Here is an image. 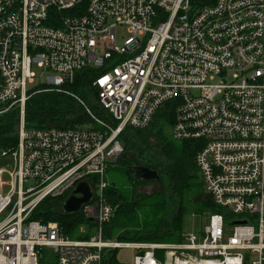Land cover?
<instances>
[{"label":"built area","instance_id":"2783aa9c","mask_svg":"<svg viewBox=\"0 0 264 264\" xmlns=\"http://www.w3.org/2000/svg\"><path fill=\"white\" fill-rule=\"evenodd\" d=\"M192 1L0 0V115L19 109L17 146L0 152V264H111L128 247L132 264H264V0ZM87 70L99 115L66 88ZM41 91L74 98L90 122L26 129L25 104ZM168 108L169 138L195 141L204 191L223 212L178 244L106 241L104 175L124 154L120 137ZM82 181L94 194L79 210L95 224L89 239L27 221Z\"/></svg>","mask_w":264,"mask_h":264},{"label":"trees","instance_id":"16d2710c","mask_svg":"<svg viewBox=\"0 0 264 264\" xmlns=\"http://www.w3.org/2000/svg\"><path fill=\"white\" fill-rule=\"evenodd\" d=\"M216 0H193L198 6L211 5ZM95 71L87 70L75 76L74 82L67 86L69 92L79 96L96 114H101L94 103L95 91L90 85ZM44 86L39 88L43 89ZM172 120V110L161 109L153 118L145 132H136L127 128L120 140L124 142V154L112 165L126 176L128 182L117 186L110 184L104 194L106 202L114 209L111 222L117 232L120 243L141 244H178L183 234L184 219L191 211L196 214L222 213L206 195L200 181L198 170L194 164L197 151L195 141L181 142L180 152L170 146L169 136L164 134ZM24 122L26 129H42L46 127L76 128L90 122L77 101L64 94L44 92L33 94L25 104ZM19 125V109L14 107L0 115V152L14 149L17 146ZM151 135L160 144V155L148 152L146 139L142 135ZM135 153L125 157V154ZM143 161L145 167L157 171L160 181L159 191L143 196L137 194L135 188L147 182L136 181L127 171L128 166ZM153 182V181H149ZM202 199L195 201V199ZM64 197L45 198L30 213L27 221L40 224L57 223L62 234L77 240H87L91 232H81V227L95 228V224L85 219L80 213L66 215L61 211ZM168 205L171 211H168ZM188 214V215H187ZM191 214V213H190ZM161 216V217H159ZM157 252H155L157 257ZM117 253V252H116ZM116 253H111L109 262L119 264ZM43 264V261L41 262Z\"/></svg>","mask_w":264,"mask_h":264},{"label":"rangeland","instance_id":"374dc122","mask_svg":"<svg viewBox=\"0 0 264 264\" xmlns=\"http://www.w3.org/2000/svg\"><path fill=\"white\" fill-rule=\"evenodd\" d=\"M118 35H120V30L118 32ZM121 36V35H120ZM120 38V37H119ZM119 42V40H118ZM33 71L34 73L36 74L37 77H40V72L38 71V69H36L35 67L33 68ZM38 80H36V83H37ZM169 133H170V128L167 127L165 130H164V134L169 136ZM145 139H146V147L148 148V152L150 153H154L155 155H160L159 153V150H160V144L156 142V140L154 139V137H151V135H148V134H145V135H142ZM121 145L124 147V142L122 140H119ZM170 146L176 151V152H180V147H181V142L179 141H175V140H172L170 139ZM135 154V153H134ZM133 153H128V154H125V157H130V156H134ZM124 157V156H123ZM6 163V160H3L0 162V167L4 166V164ZM199 175V178H200V181L202 182L201 180V177H200V174L198 173ZM104 180L107 182L108 185L110 184H114V185H117V186H121V185H125L127 184L128 180L126 178V176L122 175L118 169H117V166L116 165H110L108 167V169L106 170L105 172V175H104ZM137 194H141L143 196H150L156 192L159 191V186H158V183L157 182H147L145 184H141V185H138L136 186L135 188ZM202 199V197L200 198H196L195 201H198ZM168 211L170 210L171 211V207H169L168 205ZM191 213V214H190ZM189 213L188 216H185V218L183 217L184 219V227H183V234L187 233V232H193L194 234H196L197 236L201 235V231L203 229V227L205 226L206 222H207V218H208V215L209 213L207 211L203 212L202 214H196L194 211H191ZM161 217V216H159ZM2 218H0L1 220ZM108 228L110 229L111 231V241H117V232L115 230H113L112 226L111 225H105L103 227V233H104V229ZM81 229H83L85 232H91L92 235L94 234V230L92 229H86L85 227H81ZM107 234L109 235V232H107ZM123 250H118L117 251V255L119 254H122ZM48 251L45 250V254H47ZM164 256L165 254L161 251V252H157V258L158 260H164ZM50 263V260H46L45 264H49ZM53 263V262H52Z\"/></svg>","mask_w":264,"mask_h":264},{"label":"water","instance_id":"95a60500","mask_svg":"<svg viewBox=\"0 0 264 264\" xmlns=\"http://www.w3.org/2000/svg\"><path fill=\"white\" fill-rule=\"evenodd\" d=\"M129 174L138 182H159V174L155 170L146 167H128ZM94 194L91 185L87 181H82L61 205V211L66 215H76L82 206L89 204L93 200ZM114 213V212H113ZM246 221H236L229 225H245ZM171 260L166 259L165 264H170Z\"/></svg>","mask_w":264,"mask_h":264},{"label":"crops","instance_id":"0c3cea01","mask_svg":"<svg viewBox=\"0 0 264 264\" xmlns=\"http://www.w3.org/2000/svg\"><path fill=\"white\" fill-rule=\"evenodd\" d=\"M107 232H109V235L107 234ZM111 231L110 229L108 228H105L104 229V238L106 241H111ZM119 250H123L122 254H119L117 255V251H113V253H116L115 255V259L116 261L119 263V264H132V260H133V257L136 253L135 250H133L131 247H128V248H123V249H119Z\"/></svg>","mask_w":264,"mask_h":264},{"label":"flooded vegetation","instance_id":"af4514ba","mask_svg":"<svg viewBox=\"0 0 264 264\" xmlns=\"http://www.w3.org/2000/svg\"><path fill=\"white\" fill-rule=\"evenodd\" d=\"M144 165H145V163L143 161H140L138 164L132 165V166H128V167H139V166L145 167Z\"/></svg>","mask_w":264,"mask_h":264}]
</instances>
